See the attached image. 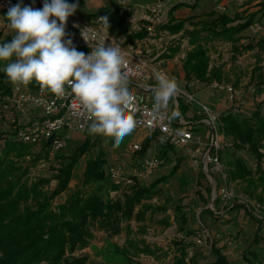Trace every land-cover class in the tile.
Returning <instances> with one entry per match:
<instances>
[{"label":"rangeland","instance_id":"1","mask_svg":"<svg viewBox=\"0 0 264 264\" xmlns=\"http://www.w3.org/2000/svg\"><path fill=\"white\" fill-rule=\"evenodd\" d=\"M157 1L158 0H67L68 3H78L79 13L87 17L91 14L101 17L102 14L99 13L106 10L107 15L104 14V16L106 15L108 18L110 24L108 30L110 34L117 37L122 36L127 40L135 37V34L137 33L135 32V29L137 26L142 29V33L146 32L145 28L147 27L146 23L148 22L146 21L145 23L143 19H141V16L146 15V12L143 11L144 9L142 8ZM222 1H225L226 4L230 6V8H227V12H229L228 14H231L232 16H234L237 10L240 9L239 7H236L234 3L235 0H205V4L207 5L206 8L214 9ZM203 2L204 1H202L201 4H203ZM175 4H177V2H175ZM257 7L262 8L257 11L254 10V12L250 14L251 17H249V19H251L253 23H260L263 30L259 37L252 40L251 43L254 45V50L252 51H244V46L248 43L246 42L243 44L239 41L236 46L242 51V53L234 57L232 52L229 50L231 45L224 46L223 44H215L214 42L223 41V39H214L215 37L209 34L206 28L201 29L204 27V24L209 23L212 18H204V23L199 24H196L195 22L193 24L189 21V24L193 25V27L188 28L187 25V32H184V36H177L176 43L178 44L176 45L178 46L177 49L186 48L188 51L190 44H186L189 42L186 39H189L188 36L190 32H192L196 26H200L199 29L195 28L200 32V37H206L207 34H209L210 37L207 39L205 45L208 50L211 51V60L213 63H216L217 58H219V63L222 66L223 78H225L224 82L233 85L237 92H239L241 111L244 112L245 115H250L255 111L259 100L258 89H260V92H264V82L259 84L260 80L256 79V76H258L259 73L255 74L253 71L255 67L260 66L262 67V74L264 75V0H261L260 4H258L255 8ZM176 11V9L172 10V12H170L171 15ZM116 14H118V16H126L127 22L124 23L123 26H120L118 22L110 20L111 16L113 17ZM109 15L111 16L109 17ZM169 19L170 18H168V20ZM247 21L248 20H242L236 22L235 25H243ZM7 25L8 23L4 20L3 12H0V44L7 42L8 39L12 38L13 33L10 32ZM123 28L128 29L127 34L122 33ZM162 30L163 29L157 28V31ZM245 34L246 30L239 34L241 35L242 40L244 39L243 35L245 36ZM146 36L147 35H144V37ZM170 48L171 45L170 47L168 45L167 50L169 49V51H171L174 49ZM87 50L89 49L81 48V51ZM159 50L157 49V51ZM162 56L163 55L160 57ZM165 56L168 57V55ZM179 62L177 66L180 69V65L182 64L181 62H184V60L180 59ZM242 64H244L245 69ZM163 66L164 65H162V67ZM2 67L3 64L0 63V68ZM0 73H2V71H0ZM177 77L179 78V76ZM254 84H256V93L251 95L249 90ZM189 91L195 95L196 102L193 106L184 109V103L180 100V113L186 118H190L195 115L196 118H201V123L196 127V129L202 139L204 141H208L212 131L210 127L202 123L204 117L206 116L199 114L202 111L199 103L205 104L215 114L221 115L233 111L232 104L226 100V96L222 92L211 89L210 84L206 85L204 89L200 87L199 84H196L195 88H191ZM139 98L142 101L144 100V96H141V94ZM177 116L179 117L180 114L178 113ZM222 134L227 136L223 131V128ZM87 140L91 141V143L94 142L95 145L92 146L87 154H85L78 161L73 172L72 181L67 191L54 201V206L65 203L78 191L83 192V194L97 192V194H99L101 198L106 201L111 196H116L117 193H119L118 195H121L126 191L129 192L132 190L131 187L122 181V185H117L118 189L114 191L113 186L115 185V181L113 178L109 177V168L114 164H126L130 166V163H132L133 165H137L139 159L152 156L154 153H162V151L168 150L167 159L169 161L167 162L162 154H160L162 165L155 176L145 183L146 186L152 184L155 180L161 178L162 176L168 175L178 160L181 161V166L175 176L169 178L167 182L158 186L157 194L151 200V204L155 206L166 207L168 209L167 213L157 212L151 214V217L150 214H148L147 219L143 221V223H129L124 221L122 225V233L119 235H115L112 231L108 232L106 230L107 227H103L104 225L101 226L100 223L96 224L92 227L93 234L91 241L94 248H79L74 253L67 255L68 261H71L72 258L88 257L91 264H173L175 260L180 259L182 255L180 250L183 247L186 248L187 252L186 262L190 264H214L218 261L219 257H223L226 264H264V226L260 232L258 216L247 207L237 206V208L232 209L231 204L225 205L224 202H217L216 204L214 202L212 203V186L206 181L205 177L197 172L192 165V162L187 157H184L183 150L180 148L174 150L168 149L167 147L163 148L156 146L153 135H150L146 131L135 129L130 135L124 138L118 148L113 147L112 140L105 142L103 137L98 135L91 136L87 131L72 133L70 134L68 147L62 154H64L65 158L71 157L76 152L77 148L85 144ZM147 140H151V142L146 156H138V153L133 155L129 151V146L131 144L136 142L144 143ZM21 147L22 145L18 143H8L3 149V154L14 153ZM32 152L34 154H39V152L34 149ZM261 152H264V149H261ZM100 154H102L106 159V163L103 168L105 174L108 176V179H106L105 182L98 183L92 187L83 188L82 182L86 165L88 161ZM235 157L242 158L247 167L253 171L256 170L254 169L256 161L247 148H244L241 151H235L234 149L229 148L222 153L223 161L228 165V167H230V162ZM65 158L62 160L57 158L52 162H49L46 158L40 160L38 165L32 168L29 176L30 182L35 181L37 178L51 179L56 174L52 168H57L61 161L64 162L66 160ZM29 160L30 158L27 157V161ZM133 165L132 167H134ZM55 186L56 181L52 179L51 183L46 186V190L50 193L54 190ZM231 187L237 196H244L242 193V185L240 183L231 182ZM209 189L211 192H208ZM215 192L217 196L218 191L215 190ZM244 197L247 198L246 196ZM252 203L256 202L252 201ZM212 205L215 206V210L217 212H221V214H210L207 210H211L210 207ZM177 209H180V211H177V215H175ZM181 214L184 215L188 222L183 223L181 218L178 219V216ZM168 215L171 216V226L165 228L161 220ZM143 224H147L148 227L144 237L141 236L140 231H137V229ZM126 226H131V230L134 235L133 238H143L151 246H160L165 251H168L167 256L164 255V253H161L157 258L141 255L139 257H135L133 262H131L129 258L124 256L119 251L122 246L127 247L124 244L127 239ZM202 226L208 229L210 236L213 238V242L216 244L215 250L219 251L220 254L216 251H211L210 248L196 247L186 240V238H191L192 235L200 231ZM258 235L262 236L258 237ZM206 239L209 240L210 245V239L207 237Z\"/></svg>","mask_w":264,"mask_h":264},{"label":"trees","instance_id":"2","mask_svg":"<svg viewBox=\"0 0 264 264\" xmlns=\"http://www.w3.org/2000/svg\"><path fill=\"white\" fill-rule=\"evenodd\" d=\"M175 9L174 4L172 10ZM7 11H4L3 14L4 20L8 23L6 19ZM99 14L104 16L106 10ZM93 16L94 14H91L88 17ZM239 19L240 16L237 15L233 19L226 15H219L211 22L206 23L203 28H206L209 34L215 37L214 39L232 42L234 53L239 54L241 51L236 47V44L240 41L238 35L253 24V21L249 19L243 25L237 24L234 27H229L230 24ZM110 20L118 22L120 26L127 22L126 16H118V14L111 16ZM186 23L187 20L175 21L174 17H170L166 24L158 25V27L171 34H178L183 30L187 32L185 30ZM127 32V28L122 29V33L127 34ZM142 32L136 33L135 37L130 38L128 41L133 42L136 38H143L146 32ZM199 34L200 32L194 29L188 36L189 44L193 45V49L187 53L184 63L186 78L189 80L195 79L202 83L221 82L223 80L221 69L209 71L211 59L205 43L210 36L207 34L206 37H200ZM244 49L245 51L254 50V46L250 44L245 46ZM253 71L255 74L259 73L256 76V79L260 80L259 84L263 83L262 67L257 66ZM33 86L38 87L35 82H33ZM0 90H4L6 93L10 92V83L5 82L3 72L0 73ZM258 92H260V89H258ZM184 109L187 108L184 107ZM221 124L227 135L225 137L234 142L231 149L241 151L247 148L256 161V170L253 171L247 167L242 158H233L229 167L230 182L240 183L243 195L264 208V152H261V149H264V100L257 104L255 111L250 115H245L242 111L240 113L230 111L223 114ZM151 140L142 143V150L138 152V156H146ZM8 143H18L22 147L14 153L3 154V149ZM94 145V142L91 143L87 140L68 158H65L62 154L64 151L61 152L57 158L60 160L65 158L66 160L61 161L57 168H52L56 174L51 179L37 178L32 182H30L29 177L32 168L37 166L40 160L47 158L45 153L34 154L31 145H25L14 140L8 141L1 148L0 264H87L86 258H72L71 261H68L67 255L88 245L91 237L90 227L96 222L118 228L121 219L130 220L133 217L137 206L144 207L136 213L135 217L138 221H143L148 212L153 214L157 212L167 213L168 209L164 206L145 205L143 202L151 201L157 194L158 186L178 173L181 166L180 160L176 162L168 175L162 176L152 184L133 186L130 193L124 194V202H113L111 200L105 202L97 192L83 194V192L78 191L65 203L54 206V201L67 191L76 164ZM168 149L172 148L168 147ZM161 154L168 162V150L162 151ZM27 157L30 158L29 161H27ZM105 163L106 159L102 154L88 161L82 182L83 188L92 187L108 179L103 168ZM52 179L56 181V186L49 193L46 186L51 183ZM113 189L116 191L118 186L114 185ZM208 192H211V190L209 189ZM217 202L218 199L215 204ZM237 206L244 207L236 205L232 209L237 208ZM177 211H180V209L176 210L175 215H177ZM207 211L212 215L214 214L212 210ZM180 218L183 223L188 222L183 214L178 216V219ZM258 222L259 231L261 232L263 222L260 220ZM163 223L165 226H169L170 217L166 216ZM261 236L258 235V237ZM215 245V242H213L211 251H216ZM135 250L136 256L140 254L155 256L157 252L161 251L158 248L152 249L151 246H137ZM122 252L125 256L131 253L128 250ZM180 252L182 254L180 259L175 260L173 264H190L186 262V248L182 247ZM216 252L220 254L219 251ZM214 264H226V262L223 257H219Z\"/></svg>","mask_w":264,"mask_h":264},{"label":"built area","instance_id":"3","mask_svg":"<svg viewBox=\"0 0 264 264\" xmlns=\"http://www.w3.org/2000/svg\"><path fill=\"white\" fill-rule=\"evenodd\" d=\"M177 1L158 0L143 7L146 15L141 16V19L145 23L148 22L145 28L147 36L135 39L133 42L122 36L110 34L109 30L103 28L100 16L81 15L77 8L76 12L68 18L66 25L68 36L65 39H72L78 51H81V48H88L87 51H81L86 55L90 54L92 45L100 41H104L105 46L119 47L125 56L124 71L130 80V89L134 95L130 111L136 121L135 129L153 135L156 146L183 150L184 157L192 162L197 172L212 186V203L218 199V202H224L225 205L231 204L232 208L236 205L247 207L255 212L264 226V208L252 203L244 196H237L231 187L229 167L223 161L222 153L233 148L234 142L222 134L221 115L215 114L208 106L199 103L202 109L199 114L206 116L202 123L210 127L212 131L209 140L204 141L196 129L201 123L200 120H196L195 116L186 118L180 113V100L186 108L193 106L196 102L195 95L189 89L195 88L198 83L189 81L184 87L180 86V91L166 109H161L159 112L153 111L151 86L156 83L155 71L162 70L168 75L169 73L160 65L158 61L160 55H154L151 44L157 35L162 42L169 39L168 34L156 33V29L158 25L168 21L173 5ZM259 1L261 0H235L234 3L236 7L245 8L248 4ZM44 2L45 0H0V12L9 10L16 4L42 9ZM262 30L260 23H253L246 30L242 43H248L259 37ZM82 31L89 42L82 37ZM135 32L140 33L142 29L137 26ZM167 47L168 42L166 45L163 44L160 50L165 52ZM255 85L249 90L251 95L256 93ZM210 87L226 96L227 101L232 104L234 113L241 112L240 94L233 85L212 82ZM139 93L144 96L143 101L140 100ZM80 111L79 102L71 95L65 99H57L52 94L41 91L39 86L34 87L33 83L19 87L10 84V92L0 90V150L8 141L14 140L31 145L37 152H44L46 160L52 162L68 147L70 134L87 131V125ZM174 112L179 113L180 116H173ZM141 150L142 142L129 146V151L133 155ZM160 154V152L154 153L152 156L139 159L137 165L114 164L109 168V177L113 178L118 186L122 185V181L131 188L137 184L143 185L160 169L162 165ZM215 190L218 191L217 196ZM210 209L215 214H221L213 205ZM206 237L210 239V245ZM186 240L196 247L212 249L213 238L204 226Z\"/></svg>","mask_w":264,"mask_h":264},{"label":"clouds","instance_id":"4","mask_svg":"<svg viewBox=\"0 0 264 264\" xmlns=\"http://www.w3.org/2000/svg\"><path fill=\"white\" fill-rule=\"evenodd\" d=\"M77 8L78 3L67 0H45L42 9L22 4L10 7L6 19L13 35L0 44V71L5 82L15 87L35 82L57 99L73 96L88 134L101 136L105 142L112 140L118 148L136 127L125 56L119 47L105 46L104 41L92 45L86 55L76 49L72 39H65L68 18ZM100 21L108 30V18L101 16ZM81 35L88 41L83 31ZM155 81L151 86L153 111L159 112L167 108L180 86L162 70L155 71Z\"/></svg>","mask_w":264,"mask_h":264},{"label":"crops","instance_id":"5","mask_svg":"<svg viewBox=\"0 0 264 264\" xmlns=\"http://www.w3.org/2000/svg\"><path fill=\"white\" fill-rule=\"evenodd\" d=\"M203 2V4H201V2ZM258 4H260V1L259 2H255V3H250V5H247L245 8H240L239 10H237V12L234 14V16H232L231 14H228L229 12L227 8H230L229 5L226 4L225 1H222L220 4H218V6L214 9L212 8H206L207 5L205 4V0H179L177 4H175L176 6V12L174 14L171 15V13L169 14V18H170V15L171 17H174V20L175 21H181V20H187V23L185 25V30H187V25H188V28H192L193 25L189 24V21H191L193 24L194 22L196 24H199V23H204L203 22V19L204 18H212L211 21L214 19V18H217L219 15H226L228 16L229 18L233 19L236 15L237 16H240V19L236 22H239V21H242V20H249V17L251 13L259 9H261L262 7H257L255 8ZM179 5V7H177ZM196 5V7H195ZM216 11H223V12H216ZM244 17H247V18H244ZM210 21V22H211ZM235 23H232L229 25V27H234L236 26ZM206 24V23H205ZM204 24V26H205ZM159 28V27H157ZM195 28L199 29L200 26H196ZM194 28V29H195ZM203 28V27H202ZM201 28V29H202ZM247 30V29H246ZM156 32L157 33H160V32H165L166 34L169 35V39L166 40L165 42H162L160 39V37L157 35V37L155 39H153V43L151 44V49L154 51V55L155 56H158V55H163L162 57H159L158 61L160 63V65H164L163 67L167 70V72L169 73L170 76H173L176 78V80L178 81L179 83V86L181 87H184L185 83L189 82V81H196L200 87H202L203 89L206 87V85L212 83V82H218V81H211V82H207V83H202V82H199L195 79H188L186 78V74H185V71H184V63L186 61V58H187V53L190 52L192 49H193V45H190V48L189 50L187 51L186 48H180V49H177L178 44L177 43V36L180 37V36H184V30L178 34H171L170 32L168 31H165V30H162V31H157L156 29ZM240 38H241V35H239ZM244 37V35H243ZM185 39V38H184ZM189 41V39H186ZM242 40V38H241ZM240 40V43H242V41ZM168 42V45L170 47L171 45V48H174L173 50L169 51L166 50L165 52L163 50H159L163 44L166 45V43ZM252 41L248 42V44H245V46L247 45H253V43H251ZM215 44H223L224 46L226 45H231V48L229 49L231 52H232V55L234 57H236L238 54H235L234 53V50H233V43L232 42H229L228 40H223V41H217V42H214ZM186 44L189 45V42H187ZM237 45V44H236ZM242 45V44H241ZM244 46V47H245ZM254 46V45H253ZM237 47V46H236ZM170 48V49H171ZM176 48V49H175ZM207 48V46H206ZM238 48V47H237ZM157 49L159 51H157ZM208 49V48H207ZM181 50V51H180ZM240 50V49H239ZM169 51V52H168ZM187 51V52H185ZM209 51V50H208ZM241 51V50H240ZM245 51V49H244ZM252 51V50H250ZM249 52V51H248ZM185 53V54H184ZM210 53L211 51H209V56H210ZM242 53V51H241ZM239 53V54H241ZM184 54V55H183ZM165 55H168L165 56ZM181 55V56H180ZM165 56V57H164ZM180 59H183L184 62H181L182 64L180 65V69L178 68L177 64L179 62ZM210 59H211V56H210ZM243 61V59H242ZM180 63V62H179ZM241 64V63H240ZM243 67H244V64H242ZM212 69H221L222 70V66L221 64L219 63V58H217V61L216 63H213L212 60L210 61V65H209V71H211ZM245 69V67H244ZM223 72V71H222ZM176 75V76H175ZM263 75V74H262ZM179 76V78L177 77ZM264 77V75H263ZM225 78H223V80L219 83H223V84H229V83H225L224 82ZM210 91V90H209ZM212 93V92H211ZM212 95V94H211ZM259 100H258V103L263 101L264 100V92H259ZM227 100V99H226ZM221 115V114H219ZM198 116V115H197ZM200 116V115H199ZM222 116V115H221ZM195 118H196V115H195ZM196 120H201V118H196ZM116 185V184H115ZM146 184H143V186H145ZM117 186V185H116ZM131 190L129 192H124L125 193H130ZM117 193V192H116ZM119 193H117L116 196H111L108 200H106L105 202H108V201H120V202H124V199H125V196L124 194L122 193L121 195H118ZM143 204H151V201H148V202H143ZM144 205V206H145ZM143 206H137L134 213H133V217L130 219V220H123L121 219L120 222H119V226L118 228L114 227V226H110V225H105L103 224L102 222H96L95 224H93L91 227H90V234H91V237L89 239V242H88V245L85 246L83 249H87V248H92L94 245L91 241L92 239V234H93V231H92V227L96 224H99L103 227H107L106 230L108 232H111L114 233L115 235H119L120 233H122V225L124 223V221L126 222H129V223H132V222H136V223H143V221H145L147 219V215L150 214V217H151V212H148L145 216V219L143 221H138L137 218L135 217L136 216V213L139 211V209H141ZM144 208V207H143ZM169 216V215H168ZM171 218V216H169ZM165 218V217H164ZM163 218V219H164ZM163 219L161 220L162 224L163 223ZM165 226V225H164ZM171 224L169 226H165V228H168L170 227ZM112 227V228H111ZM147 224H143L141 225L137 231H140V234L142 237H144V234H146V230H147ZM126 236H127V239L125 240L124 244L127 246V247H124L122 246L120 248V252L124 255V253L122 251H130V255H127L126 257L129 258V260L131 262H133L134 258L135 257H139L141 255L143 256H147V255H144V254H140L138 256L135 255V252H136V247L139 246V247H145V246H151L149 245L148 242H146V240H144L143 238L141 239H138V238H133V231L131 230V226H126ZM140 236V235H139ZM118 244V243H117ZM108 245V244H107ZM94 248V247H93ZM152 249H155V248H158L160 249L161 251L160 252H157V254L155 256H147V257H151V258H157L160 256L161 253H164V255L167 256L168 254V251H165L163 248H161L160 246H151ZM167 252V254H166ZM135 255V256H134ZM125 256V255H124ZM83 258H86L87 259V264H91L90 260L88 257H83ZM175 259V258H174Z\"/></svg>","mask_w":264,"mask_h":264}]
</instances>
